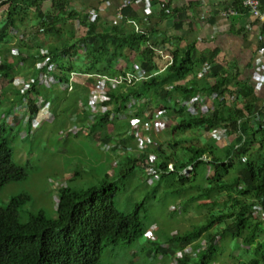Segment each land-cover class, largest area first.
<instances>
[{
  "label": "trees",
  "instance_id": "obj_1",
  "mask_svg": "<svg viewBox=\"0 0 264 264\" xmlns=\"http://www.w3.org/2000/svg\"><path fill=\"white\" fill-rule=\"evenodd\" d=\"M45 1L8 0L0 4V9L7 7L0 20V74L12 87L14 78L21 72L34 77V88L29 93L31 118L38 115L41 106L49 103L54 105L53 113L57 112L62 97L56 88L62 85L73 86V95L76 91L80 93L69 108L80 101L84 113L92 116L87 108L89 90L92 91L102 77L123 78L108 103L111 110L93 121L92 130L102 131L108 144L115 137L128 147L136 137L132 121L136 118L147 121L158 111L165 110L172 127L170 139H156L154 153L158 173L154 177L158 181L175 177L174 193H190L186 204L210 201L201 205L210 210L206 221L191 232L169 238L167 248L159 245L157 256L169 257L173 264H215L220 253L219 242L229 236L253 253L249 261L238 264H264V124L254 114L258 105L254 85L248 80L241 81L240 74L233 68L218 63L217 52H199L196 43L170 50L172 60L162 71L155 61L157 47L150 44L149 34L136 30V23L144 16L143 9L139 11L128 5L123 9V20L103 28L100 18L95 22L91 20V13L80 18L81 13L70 8V0H52L49 11L43 7ZM167 8L163 5L162 11L166 12ZM77 19L84 31L77 38H62L61 33L66 32L68 23ZM175 24L182 26V23ZM33 28H37L35 36L18 38V42L12 44L16 32L27 34ZM44 37L54 38V41L45 46ZM47 58H52L57 65L52 72L57 84L51 88L41 84L38 70L28 69L30 60ZM117 61H121V65L116 64ZM134 62L145 72L143 79L136 77ZM207 66H211L214 85L209 78L200 77ZM130 75L134 78H129ZM75 76L76 79L86 76L87 80L79 84L73 80ZM187 79L190 81L179 84ZM214 92L224 99L215 100L217 110L212 113L194 115L179 101ZM19 96L22 100L21 94ZM110 125L115 127L114 133L109 130ZM23 126L17 118L11 131ZM220 128L225 129L230 138V143L224 147L212 134ZM24 129L29 135L30 126ZM190 130L211 135H206L203 144L186 145L183 141ZM7 131L6 124H0V191L7 184L27 177L26 170L13 159ZM19 134L20 131L15 135ZM149 152L148 149L139 157L149 161ZM139 157L135 159L140 161ZM129 160L132 159L129 157ZM123 163L119 164L116 177L108 175L99 187L79 192L64 187L55 221L40 212L32 215L29 222H20L19 210L31 199L27 194L13 196L8 204L0 205V264H101L106 246L136 243L145 238L151 229L142 221L147 200L129 214L116 205L122 192L118 179L129 178L138 166L137 162L127 167ZM188 168L193 169L190 178L182 174ZM255 206L260 210H255ZM191 249L195 256L188 251ZM179 253L183 255L178 257Z\"/></svg>",
  "mask_w": 264,
  "mask_h": 264
},
{
  "label": "rangeland",
  "instance_id": "obj_2",
  "mask_svg": "<svg viewBox=\"0 0 264 264\" xmlns=\"http://www.w3.org/2000/svg\"><path fill=\"white\" fill-rule=\"evenodd\" d=\"M5 9L7 7L0 10V19L5 16ZM36 31L37 28L28 31L25 34L26 39L30 38V35L33 36ZM78 33L75 30V25H70L65 33H61V37L77 38L81 34ZM53 40L51 38V41ZM1 47L2 44L0 43ZM33 64L32 62V65H28L29 70H37ZM18 76L26 80H34V77H29L23 72ZM1 85L6 88L7 81L1 80ZM56 89L62 97L59 99L61 106L56 107V113H53L54 105L50 103L41 106L40 115L51 113V117L44 120L43 125L29 135L24 129L25 126L19 127V129L16 127L14 131H11V126L6 122L7 111L10 110L9 108H13L14 104L10 103L11 92L7 99L0 101V124L4 123L7 126V138L11 141L14 152L13 159L27 172V177L24 180L11 182L0 191V205L8 204L13 196L27 194L31 199L19 210L20 222L27 223L32 215L40 212L48 220L55 221L58 218L57 207L60 192L64 187L67 186L77 192L99 187L108 175L111 178L116 177L119 170L118 166L122 162H124V167L137 162L138 166L133 175L117 181L122 192L117 197L116 205L120 211L129 214L147 200L145 207H143L142 221L146 227H152L153 234L147 233L145 238H141L136 243L123 242L106 246L101 264H173L169 257L157 256V247L162 245L167 248L166 243L169 238L178 233L191 232L206 221L210 210L201 205L210 201L186 204L190 193H174L176 178L158 181L155 178L157 176L155 166L149 167L153 164L151 161L157 158L154 153L156 139L160 141L163 138L170 139L169 130L172 127V120L169 119V126L166 129L152 132L155 141L151 144L143 146L145 142L136 136L129 146L125 147L114 137L109 143L116 145L119 142V146L110 148L102 131L92 130L91 124L94 118L91 115H86L87 112L84 113L85 108L80 101L72 106L71 109L74 112L69 108V104L76 102L75 97H79L80 93L76 91L73 95L75 92L73 89H68V91L59 87ZM94 89L95 87L92 91L89 90L90 96ZM5 93L7 94V88ZM75 105L76 110H74ZM90 114L92 113L90 112ZM82 124L89 130V134L74 135L72 130L82 128ZM114 129L113 125L109 126V130L113 133ZM18 131L20 134L15 135ZM206 135L210 137L211 134L195 130L187 131L183 143L186 145L203 144L206 141ZM165 148L169 152L170 147L167 144ZM148 149L150 150L149 161L141 159L140 153H146ZM129 157L132 159L131 161ZM136 157L141 160H136ZM146 168L149 172L146 171ZM171 170H173L172 166L169 167V171ZM192 170V168H188L182 174L190 178L192 177ZM218 249L220 253L215 264H238L243 260L249 261L251 255L253 256L252 250L247 251L229 236L221 239ZM188 251L195 256L193 249ZM182 255L183 253H179L178 257ZM246 255L249 257L246 258Z\"/></svg>",
  "mask_w": 264,
  "mask_h": 264
},
{
  "label": "crops",
  "instance_id": "obj_3",
  "mask_svg": "<svg viewBox=\"0 0 264 264\" xmlns=\"http://www.w3.org/2000/svg\"><path fill=\"white\" fill-rule=\"evenodd\" d=\"M124 1L70 0V8L81 13L80 18L87 13L98 12L104 28V26L111 27L112 23L119 21L118 14ZM152 4L149 10L142 4L133 3L131 5L139 11L143 9L144 16H141V20L136 23V30L149 34L150 44L157 47L155 61L162 71L172 60L170 50L175 51L179 47L184 48L196 43L199 52L205 54L217 52L218 63L237 71L241 81L248 80L253 84L251 78L254 66L258 58L264 55V24L245 11L240 0H152ZM163 5L168 7L166 12L162 11ZM51 6L52 0L44 2L43 7L46 11H49ZM232 11H236L237 14ZM79 22L77 19L68 23L66 30L70 25H75L78 34L82 33L85 28ZM175 23H182V26L177 27ZM43 40L47 45L54 41H51V37H44ZM17 42L18 37L15 35L12 38V44ZM32 62L36 67L38 61L30 60L29 64L32 65ZM116 64L121 65V61H117ZM73 80L83 84L87 77L82 76L80 79L73 78ZM188 81L190 79L181 81L179 84ZM6 86L7 94L4 92L6 89L4 87L0 101L7 99L11 92L9 98L10 103L15 102L14 108L21 101L19 99L20 89L8 83ZM254 90L258 96L257 103H259L264 97V88L256 92L254 85ZM13 108H9L11 112ZM17 118L20 119V117ZM82 128L87 129L85 126Z\"/></svg>",
  "mask_w": 264,
  "mask_h": 264
},
{
  "label": "built area",
  "instance_id": "obj_4",
  "mask_svg": "<svg viewBox=\"0 0 264 264\" xmlns=\"http://www.w3.org/2000/svg\"><path fill=\"white\" fill-rule=\"evenodd\" d=\"M6 1L8 0H0V4H3ZM240 2L242 8L245 11H247L258 22L264 24V3L262 2V0H240ZM133 3L142 4L145 6L147 10L151 9L153 5L152 0H125L124 3L120 6V11L118 14L119 21L125 18L123 14V9ZM232 13L237 14L236 11H232ZM98 18H99L98 12L95 11L94 13H92L91 20L93 22L98 20ZM16 33L19 39L26 38V35L24 33H19V32ZM1 66H2V57L0 56V68ZM36 67L37 70L40 72L41 84H44L49 88L57 84L54 74L52 73L57 69V65L52 61V58H47L44 61H38ZM134 67L138 74L136 77H138V79H143L146 75L145 72L140 68L139 64L135 62H134ZM210 68L211 66H207L204 72L200 74V77L209 78L212 85H214L215 82L211 76ZM129 78L133 79L134 77L133 75H130ZM1 80H3V76L0 74V96L3 94V89H4V87H2L1 85ZM123 80H124L123 78L110 79L107 77H102L100 81L97 83V85H95L93 94L89 98V103H87V108L90 109V112L92 113V117L94 118V120L98 116L105 115L111 110V107L108 105V103L112 101L113 94L116 92L117 87H119L122 84ZM251 80L255 85L256 92L264 88V55H261L256 61ZM34 83L35 80H26L21 76H16L14 78L13 85H15L20 89L22 100L14 106L13 111L10 112L6 118V122L10 126H13L16 124V118L20 117L24 126H30L29 133H32L33 131L39 129L43 125L44 120L50 119L51 117V113L50 114L44 113L40 115L39 112L37 116H35L33 119L31 118L29 93L32 90V88H34ZM60 87L64 89L67 88L72 89L71 86L68 87L66 85H62ZM217 98L224 99V96H219L218 93L214 92L209 96L198 95L193 99H191L190 101H186L182 98L179 101L181 104L187 106L188 111H190L192 114L202 115L204 113H212L217 110L216 102H215ZM230 99L231 100L234 99V96H230ZM254 114L264 124V97L258 103ZM169 121L170 120L165 110H161L155 113L154 116L148 119L147 121H142L141 118L134 119L132 121V125L136 133V136H138L142 142H145V145L143 146H146L147 144H151L154 142V138L152 137L154 133L152 132L153 131L156 132L159 130L162 131L166 129L169 126ZM72 132L74 135H79L80 133L89 134V130L85 128H74ZM26 133L28 132L26 131ZM213 134L217 137L218 143L222 147L230 143V138L225 129L223 128L216 129L213 131ZM114 146L116 145H113L112 143H109L108 145V147L110 148ZM155 160L151 161L153 162L154 165L151 164L149 165V167L155 166ZM155 169H156V173H158L156 166ZM147 172H149L148 168H147ZM257 208L260 210V207L258 206L254 207L255 210ZM151 229L147 232L148 234H153V230Z\"/></svg>",
  "mask_w": 264,
  "mask_h": 264
}]
</instances>
